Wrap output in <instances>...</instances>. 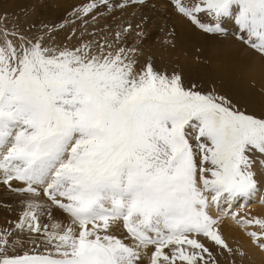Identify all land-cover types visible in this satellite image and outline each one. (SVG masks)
<instances>
[{
    "label": "snow or ice",
    "instance_id": "obj_1",
    "mask_svg": "<svg viewBox=\"0 0 264 264\" xmlns=\"http://www.w3.org/2000/svg\"><path fill=\"white\" fill-rule=\"evenodd\" d=\"M167 6L207 36L231 26L264 57V0ZM101 7L113 5L71 15L83 24ZM65 26L29 31L0 15V185L23 205L0 229V264H219L206 241L233 249L213 208L264 250V219L224 210L264 190V115L140 65L121 44L131 25L72 46L56 42Z\"/></svg>",
    "mask_w": 264,
    "mask_h": 264
},
{
    "label": "rangeland",
    "instance_id": "obj_2",
    "mask_svg": "<svg viewBox=\"0 0 264 264\" xmlns=\"http://www.w3.org/2000/svg\"><path fill=\"white\" fill-rule=\"evenodd\" d=\"M161 1L166 5L162 6L163 15L159 18L156 17L157 5L155 2H152V0H147L144 6L129 4L123 9L118 6L123 0H110V3L113 5L112 9L104 7L97 9L92 15L85 18L86 22L83 24L71 14L75 8L85 3H90L91 0H0V15L6 14L9 18V23H13L19 18L20 26L29 29V31L40 30L45 25L58 26L64 23L66 25L65 28L62 30L58 29L54 35L58 44L68 46L75 45L80 36H83L85 41L92 40L93 38L100 40L104 36L112 40L116 32L122 31L124 28L131 25L129 31L123 34L121 40L122 46L137 49L135 58L140 65H143L147 61H151L155 70L167 72L169 74L173 71L180 73L178 66L179 61L177 59L179 56H177V54H179V52L182 53L180 51L182 48L186 50L185 44H192L194 46V53L186 52L191 56L193 55L197 60L202 59V53L215 59L227 56L239 57L242 51H244L247 57L253 62L264 60V57H261L259 53L255 52L247 45L238 42L235 37L231 35V26L228 28V35L207 36L194 28L185 19L178 16L170 6H167V0ZM175 17L178 18L176 23H174ZM73 33H75V37H73ZM175 36L176 38L183 37V40L178 41ZM171 39H175L176 41L174 40L173 42ZM175 42L176 44H174ZM205 46H208L207 50L204 49ZM223 46H226V48ZM184 57L186 58L188 56L184 54ZM171 59L174 60L171 61ZM197 65L198 64H196V66ZM172 68L173 70L171 71ZM181 75L185 86H190L192 83L189 85L185 80L193 79L192 76L187 78L184 77L183 74ZM195 83L199 86L200 90L208 91L206 84ZM232 103L240 110L248 114L256 115L255 113L246 111L243 107L237 105L236 102L232 101ZM261 115H264V112L256 116ZM2 187L4 188V186ZM4 189L8 191L6 187ZM8 196H10L8 199L11 202L15 201V196ZM262 197H264V190H261L257 196L258 203L256 205L254 201H252L247 203L246 206L240 207L239 202L231 206H225L224 210L235 212L238 217L252 218L251 216H244V212L250 209L253 204L257 207H261L262 212L259 219H264V203H261ZM221 221L223 220L219 221V230L229 247L233 249V254L229 255L227 252H222L211 242L206 241L207 246L218 259L219 264H264V250H261L254 244L252 245L253 242L246 235V230L243 234L251 243V249H246L244 245L241 246L238 242H228L229 240L225 238L228 233L222 231L223 225ZM233 223L235 222L232 220V224ZM234 225L236 228L239 227L236 223ZM12 226H14V223H10L3 228ZM247 231H259V229L250 227ZM31 248L32 245L25 243V251H29ZM9 254H12L11 251ZM21 254H23V252H21Z\"/></svg>",
    "mask_w": 264,
    "mask_h": 264
},
{
    "label": "bare ground",
    "instance_id": "obj_3",
    "mask_svg": "<svg viewBox=\"0 0 264 264\" xmlns=\"http://www.w3.org/2000/svg\"><path fill=\"white\" fill-rule=\"evenodd\" d=\"M152 2H155L157 5L156 7L154 4L157 12L156 17H161L163 15L162 6L166 4H163L161 0H152ZM177 21L178 18L175 17L174 23ZM174 40L172 41L174 42ZM176 40L181 41L183 37L176 38ZM223 47L226 48V46ZM185 48L186 50L184 48L182 50L180 49L182 53L179 52L177 54L179 56L177 59L179 61L180 73L184 77L188 78L192 76L193 78L191 80L186 79L185 82L187 81V84L190 85V83L195 82L203 83V85L206 84L208 91L214 89L218 94L236 102L237 105L243 107L250 113L258 115L264 112V60L253 62L247 57L244 51H242L239 57L227 56L215 59L202 53V59L197 60L193 55L187 54V52H195L194 46L192 44H185ZM204 49L207 50L208 46H205ZM184 54L188 56L186 57L187 59L184 57ZM174 59H171V61ZM196 64L198 65L196 66ZM13 184L17 186L16 183ZM2 186L0 185V229H4V226L14 223L23 207L21 200L15 194L6 191L4 189L5 186L4 188ZM8 195L15 196V201L11 202L8 199L10 197ZM257 200V197L252 200L255 205L258 203ZM252 201H239V206H246L247 203ZM239 202H236V204ZM252 205L247 211L244 210V216L259 219L262 209L261 207ZM211 213L214 218L219 216V219L223 220L221 221L223 225L222 231L228 233L227 237H225L229 240L228 242H238L241 246L244 245L246 249H251V243L243 234L245 229L240 227L236 228L235 223L232 224L231 216H220L215 208L211 210ZM53 215L57 219H66L59 211H54Z\"/></svg>",
    "mask_w": 264,
    "mask_h": 264
}]
</instances>
